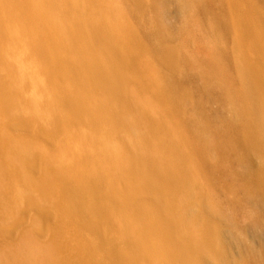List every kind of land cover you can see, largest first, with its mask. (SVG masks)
<instances>
[{"label":"bare ground","instance_id":"obj_1","mask_svg":"<svg viewBox=\"0 0 264 264\" xmlns=\"http://www.w3.org/2000/svg\"><path fill=\"white\" fill-rule=\"evenodd\" d=\"M113 2L116 4L110 5L106 0H0V115L4 126L21 133L0 138V144H6L0 147V156L9 165L14 181L19 185L22 179L25 185L12 196L18 206L10 222H4L6 213L1 208L9 200L3 194L0 196V230L7 235L14 233L26 214H35L41 223L38 227L41 235L49 236L55 231L63 264H246L242 256L236 257L233 249L220 241L224 231H213L217 217L207 206L205 190L197 184L190 165L199 159L203 170L208 169L212 176L222 180L233 158L224 153L219 131L223 128L234 131L224 146L235 147L246 155L244 167L251 176L246 171L242 178L246 179L247 189L260 192L264 202V29L255 26L251 39L254 27L251 30L245 16L254 10L251 13L246 9L244 16L236 0H223L222 25L211 24V32L216 36L213 45L227 50L225 45L222 48L221 30L224 28V35L229 36L235 25L233 33L238 32L240 46H236L238 69L243 74V66H250V86L241 92L234 85H227L238 95L230 107L232 118L213 128L191 113L188 115L193 96L182 87L178 77L187 81L191 74L182 75V51L172 43L184 29L186 33V16L192 14L198 2L179 0L180 6L175 0L158 2L159 21L163 24L145 30L155 43L153 55L145 46L126 38L122 32L130 28L124 23L126 17L114 14L125 10L122 7L117 10L118 1ZM105 3L109 12L117 16L116 21L102 16L104 13L100 11L105 10L102 9ZM227 3L231 7H224ZM145 4L142 0H131L128 8L144 18L148 17L146 7L150 3ZM203 4L202 0L198 5L204 8ZM172 6L175 9L171 10ZM254 15L253 21L260 23ZM169 16L175 20L182 16L183 25L172 23V32L167 24ZM7 19H19L30 25V30L17 27L15 43H21L29 53L26 55L38 60L35 65L39 58L44 61L39 66L44 80H34V87L39 91L52 90L58 97L54 102L44 98L43 92L28 97L22 89L23 74L18 68L14 70L13 59L8 60L12 50L3 48L4 42L15 41L3 27ZM141 23L139 27L145 25ZM188 33L187 36L193 35ZM128 44L137 49H128ZM152 62L169 72L162 74L163 85L150 76L147 63ZM22 63L19 68H24ZM211 69H206L209 75L205 69L201 70L202 89L215 97L216 86H222L223 76H213ZM175 90L179 103L170 94ZM148 93L157 99L156 104H148L152 111L143 107L146 100L142 97L145 99ZM173 119L180 125L171 126ZM61 131L69 134L62 137ZM176 132L184 137L198 135L205 145L204 154L196 145L178 142L180 139L176 143V135L173 137ZM48 136L53 145L62 143L57 149L71 156L73 167L66 165V155L62 154L53 162L57 167H52L48 156H44L42 164L47 161L49 166L35 171L37 166L41 167V161H37L28 143L31 138L48 139ZM71 137L72 141H65ZM84 144L87 150L79 149ZM13 149L37 167L31 170V164L23 163L29 165L30 173L34 172L31 175L39 174L38 179L31 178L33 185L28 184V177L18 173L21 166L8 162L11 157L8 153ZM85 157L96 166H84ZM60 164L64 166L62 170ZM222 165L226 170H222ZM17 174L20 180L16 179ZM59 174L69 179L64 180ZM46 179L53 182V189L45 185ZM86 182L90 188L85 187ZM100 226L106 229L104 234L98 230ZM193 227L199 229L198 234H194Z\"/></svg>","mask_w":264,"mask_h":264},{"label":"rangeland","instance_id":"obj_2","mask_svg":"<svg viewBox=\"0 0 264 264\" xmlns=\"http://www.w3.org/2000/svg\"><path fill=\"white\" fill-rule=\"evenodd\" d=\"M113 1L114 0H111V1L106 0V2H108L110 5L116 4ZM115 1L116 2L118 1L117 5H119V7L116 5L117 10H119L120 7L124 8L125 10V12H121V10H119L121 13L115 12L114 14L117 15L119 13L121 15H124L123 18L126 17L125 19L127 20V22L124 20V23H127L126 24L127 28L130 27L128 28V30L125 29V31H122L125 34L126 38L131 39L130 41L132 43L136 42L140 44V46H145L146 49L149 52H151V54L153 55L154 54L153 50H155L154 48L155 43H153L146 36L145 30H147V28L148 29H151L153 27L157 28L158 24H163V23H160L159 21L160 15L158 13V6H157L160 0H147L150 4L147 5L149 7H146L147 8L146 15L148 14V17L143 14L145 16L144 17L145 19L138 12L130 11L129 8H130L131 0H115ZM142 1L144 4L146 3V0H142ZM190 1L191 2L196 1L198 3L195 2L196 4L193 7L192 14L188 13L186 16L187 22H184V23H188L186 24L188 26V27L186 26L187 28L186 33L184 29L182 31V34H178L177 36H175V38L172 39V43L176 45L182 51V57L184 60L183 66L181 67L183 68L182 75L185 76V74L189 72L188 74H191V77H190V80L183 81V78L181 79L179 75L180 78L178 77V80L179 81L182 80V84H181L182 87L188 90L189 94L193 96V98L189 102L190 107H189L188 115L190 116L192 114L194 118L198 117L197 119H199V121L201 120V121L207 122L208 124H211L213 128H217V127L219 128L221 126L222 121L232 118L230 116L231 114L230 107L232 105V100L238 97L236 93L227 89L229 87L227 85L228 84L234 85L235 87L239 88L241 92L246 91L247 88L250 86L249 77H250L251 70H250V66L248 64H245L243 66L244 69L242 68L244 73L243 74L239 73L238 61L236 57V54L238 53L236 52V50H238L239 48L237 47H240V46H239V41L237 39L239 38L238 32L233 33L234 31H236L235 25L233 27L232 33L229 36L224 35L225 34L224 28H223V31L221 30V34L224 36L222 38L223 40H221L222 48L225 45V47L227 46V50L221 49V47H219L218 49L217 47H214L215 45H213L216 36L214 37L213 33L211 32V26H212L211 24L222 25L223 0L222 1L221 0H203V2L205 3L203 4L204 8L198 5L199 2L202 3V0H190ZM148 2L146 4H148ZM176 3H178L180 6L179 0H175V4ZM236 3H237L236 5H238V8L241 10L240 13L243 14L244 16L246 15V12H245L246 9L247 10L249 9V11L251 10V13L254 10L252 14L250 15L247 14L245 16L246 17L245 19L249 21L247 22L246 20H244L247 23H249L251 30L254 27V30L250 32V37L252 39V35L256 31L255 26L256 27L258 26L259 28L261 27L264 29V23H263L264 22V0H236ZM103 7L104 8L102 9H105V10H102L100 12L104 13L102 15L104 18L109 19L110 21H116L117 20L116 17L117 16L120 17V15H117V16L115 15L116 16L115 17L114 14L109 12L107 3H105ZM174 7L175 6H172L171 10L175 9ZM224 7H231V6L227 3L226 5H224ZM241 7L244 10L241 9ZM148 8L150 11L148 10ZM254 13L256 15H254ZM251 15L258 17L260 19V23L254 22L253 20H256V19L251 18ZM171 17L172 16H169L167 19V24L171 26L170 29L172 28L173 24H175L176 22H177L176 24L180 23V18L182 16L179 17V20H175L176 18L174 17L171 18ZM226 19L229 20L228 18ZM140 21L145 24L143 25V27H139L142 24ZM198 23L200 24L198 25ZM180 24L183 25V22ZM3 27L12 34V37L15 38L14 43L18 42L16 41L17 40V33H16L17 27H22V28L30 30V25L25 24L22 20H19V19H14V20L7 19L4 21ZM129 29H133V31ZM171 31L173 32L172 29ZM188 31L190 34L193 33V35L187 36ZM183 32L185 34H183ZM14 43L11 44L6 41L4 42L3 48L12 50V54L8 60L13 59L12 64L16 65L14 70L18 68L19 72L23 74V80L25 81V84L22 86V89L26 90V94L28 97H30L32 94L34 96L35 95L40 96L41 93L39 92H43L44 94H46L44 98H47L51 100L52 102H54L58 97L52 90L50 89L48 90L47 88L44 91H39L37 88L34 87V84H35L34 80L41 81L42 78L44 80L45 75L41 73L39 70L40 64L44 63L42 58H39V63L35 65L38 62V60H36V58H34L31 54L26 55L29 53L25 51V47H23L21 43L19 44L15 43L18 46V50H16V48L14 47L15 46ZM151 43H152V47H150ZM233 45L235 46L233 47ZM127 48L132 49V51L137 49V48H134L133 44H128ZM229 48L230 49L232 48L233 51L230 50ZM239 53L243 55L242 52H239ZM19 56L21 58L24 57L23 58V61L25 64L24 68H19V64L23 62V61L18 60L20 58ZM218 58L219 60H217ZM242 60L243 58L240 59V62H242ZM147 65L149 66V67L147 66V68L150 72V76L153 79V81L158 82L159 85L161 84L163 85L164 81H163L162 74L163 73L168 74L169 72L167 71V69L163 67L162 65H158L153 62L147 63ZM235 67L238 70L235 69ZM203 69L205 70L211 69V73L213 74V76H215V74H218L221 77L223 76L221 78V81H223V84H221L222 86L220 87L216 86L215 92L218 94H215V97H212L211 95H209V93H207L204 89H202L203 83H204L203 81L204 77H202L201 70ZM6 70L10 71V69H6ZM206 73L209 75L207 70H206ZM29 74H31L32 76L29 77ZM221 87H222V90H219V88L221 89ZM170 94L172 97H174L177 103L180 102L179 101L180 98L176 90L171 91ZM147 95L148 97H146L145 99L142 97L144 101L146 100L145 101L146 103L143 107L147 110L152 111L149 105L156 104L155 100L157 99H155V96L152 95L151 93H148ZM235 95L237 96L235 97ZM54 98L56 99L54 100ZM152 101H155V102L152 103ZM0 118H1L0 124L2 123L0 125V138L1 139L2 137L5 138L6 135L16 136L17 134L21 136L20 132L12 131L9 129V127L4 126L3 124L4 119L2 118L1 115H0ZM170 124L171 126L173 125V127L180 125L179 121L176 119H173V122L172 123L170 122ZM5 125H8L6 121H5ZM233 125L235 127L237 126L236 123H233ZM222 130L219 131L220 133L222 132L220 134L221 135L220 137L222 140L220 145L223 148H225L224 153L226 151L225 154H228L229 156H232L233 158L231 163L226 166L227 170L222 165L223 166L222 170H226L225 174H223L224 178L221 177L223 179L219 180L217 179V176H212V174L210 173L208 169L203 170V166L201 165L199 159L195 161H191L190 167L193 166L192 170L194 171V174H195L194 177L197 180V184L202 189V191L205 190V194L207 196V200H206L207 206L212 209V211L214 212L213 214L217 217L216 219L217 223L214 224L215 227L213 228V231L219 229V230H223L225 233L224 238L223 237L220 238V241L228 244L230 248L233 249L231 250L233 251L234 254H236L235 255L236 257L242 256V261L244 263L261 264L263 262L264 264V204H263L264 202L262 201V196L260 192H258L257 190L255 191V189H252V190L247 189V182L246 181L244 182V180L246 179L242 178L243 177L242 174H246V171L248 169L244 167L246 166L245 165L246 163L245 160H247L246 155L240 152L235 147H230V148L225 147L227 144V141L233 136L234 131L232 133L230 130L227 131L225 128H223ZM61 134H62V137H66L69 133L67 131H61ZM175 135L176 137H174ZM192 135L193 134H189L187 137L186 136L184 137L182 133L176 132L173 135V137L174 139L176 138L175 139L176 143L178 142L187 143L188 142L190 143L191 146L196 145L199 148L198 151L204 154V148H205L204 142H202V139L201 140L199 139L198 135L196 136H194L195 134L193 136ZM72 138L73 137H71L70 139H65V141L70 142L72 141ZM177 139L178 140L180 139L181 141L179 140L177 142ZM31 140L32 141H29L30 143H28V146L31 150L34 151L33 154H35L37 161L38 162L41 161L40 162L41 167L39 165L37 166L38 167L37 168L33 164H31V162L27 160L25 161V159H22V157L17 153V150L15 149H13L12 151H9L8 154L11 157L9 158L10 161L8 162L11 165L14 163V166L15 164H17V167L21 166L18 168L20 172L17 169L16 170L18 171L19 174L25 176V178L28 177L31 180V182L30 180H28V184L33 185L34 182L32 179H36V178L38 179L39 174L31 175V174H34V172L32 171L33 173L32 172L30 173L29 171L33 170L34 168H37V170L35 169L34 170L37 172H40L42 169L47 168V166H49L47 165V161H45V163L42 164V159L44 158V156H48L52 167L53 166L57 167V164L54 165V163L56 162V158L60 157L62 154H65V150L62 149L61 151H59L57 148H61L62 143L60 144V146L53 145L52 144L53 142H51V138L49 136H48V139L43 138V137H37V138H31ZM3 145L5 146L6 144L2 143L0 144V147ZM79 149L87 150V147L84 144V145H81ZM114 150H117V149H111V151H114ZM64 158L67 159L68 164L66 165L72 166L71 156L69 157L66 155ZM24 162L29 163V165L31 164L30 169L31 168L32 169L30 170L28 168L29 167L28 164H23ZM82 162H84L83 165L86 167L88 166L90 168H93L94 166H96L94 162L90 161L86 157L82 160ZM42 165H43V168H42ZM66 165L65 167H67ZM63 167L64 166L60 164L59 168L61 170ZM222 172L224 171H221V175H222ZM247 173L250 177L251 176L250 172L247 171ZM59 175H61L60 177L63 178L64 180L69 179L66 177V175L64 176L63 174H59ZM244 176H246L247 179L249 178L247 177V175H244ZM16 177H17L16 179L18 180H20L21 178V176L18 174L16 175ZM186 177H191V176H186ZM215 177H216V180H214ZM14 180H15L14 175L10 174L9 165H7L4 158L0 156V196H2L3 194L4 197L6 196L7 199L9 200L7 204L4 202L6 205L4 203H2L3 205L1 204L2 211L4 212L5 210V213H6L5 214L6 220L4 222H7V221L10 222L15 217L16 215L15 211L18 205H17V200L16 199L13 200L12 196L15 195V193L18 194V188L25 187L23 181H21L22 179L20 180L19 185ZM86 184L87 185H85V187L90 188V186L88 185V182H86ZM45 185L46 186L48 185V187L51 186L50 188L53 189V182H51L50 179H46ZM89 190L91 189H88L87 191ZM92 192L93 191L91 190V193ZM256 202L258 203L260 202V205H258ZM39 221H40L39 218L35 214L28 213L21 220L20 222L21 225L16 229L14 233L7 235V233H4L0 230V264H63L62 260L64 257L60 251V246H61L60 241L58 240L57 236L53 235L55 231L49 236L41 235L40 232L38 231L39 230L38 227L41 224ZM193 228H194V234H198L199 229L197 227H193ZM193 228H191V231L193 230ZM98 230L102 232L103 234L106 231V229L103 228V226H100ZM246 251H247V254H246Z\"/></svg>","mask_w":264,"mask_h":264}]
</instances>
